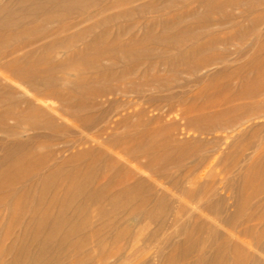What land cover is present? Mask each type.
Segmentation results:
<instances>
[{"label": "bare ground", "instance_id": "obj_1", "mask_svg": "<svg viewBox=\"0 0 264 264\" xmlns=\"http://www.w3.org/2000/svg\"><path fill=\"white\" fill-rule=\"evenodd\" d=\"M259 33L264 34V0H0V132L6 144L0 163L33 139L37 130H53L52 138L57 139V132L67 130L59 120L69 121L70 128L97 127L99 142L114 139L113 130L132 116L148 119L147 112L153 110L168 114L173 98L205 78L212 77L211 87L226 89L233 96L257 93L250 87L253 84L235 87L229 81L238 75L244 82L257 81L258 77L248 69L239 72L232 68L227 44L235 40L242 46L252 37L249 43L254 45ZM219 44L227 47L219 49ZM236 53L241 56L242 47ZM262 60L264 55L255 53L245 64L252 68ZM213 64L217 67L209 69ZM220 77L223 79H216ZM127 93L134 94L139 102L134 113L117 110L121 104H116V95ZM108 95L114 101L105 106ZM201 116L202 122L215 118ZM196 118L184 117L185 123L198 121ZM7 119L13 123L8 124ZM25 131L32 133L24 136ZM139 144L136 139L133 152L138 151ZM61 177L72 178L67 174ZM65 179L58 182L59 188ZM40 180L44 188L51 184L46 178ZM68 185L64 191L71 195L58 200L59 211L54 216H30L34 244L19 248L9 264H95L98 260L97 264H113L114 259L108 260L113 254L102 261L95 256L105 238L124 235L115 229L116 221H104L94 234H88L85 231L92 225L90 219L72 220L83 212L77 199L95 201L103 194V184L82 191V183L72 178ZM149 186L136 179L129 188L109 194L111 208L99 209L97 216L105 217L113 210L123 214L128 208L127 196H137ZM262 192L254 204H264V189ZM32 203L36 205V201ZM130 209L146 213L142 201H135ZM241 211L238 208L234 212L235 218ZM57 225H63L64 231L54 230ZM256 247L259 253L239 250L243 257L233 264H264V231ZM224 248L221 242L216 243V253L222 254ZM220 254L212 260L203 250L188 255L194 256L197 264H228Z\"/></svg>", "mask_w": 264, "mask_h": 264}, {"label": "rangeland", "instance_id": "obj_2", "mask_svg": "<svg viewBox=\"0 0 264 264\" xmlns=\"http://www.w3.org/2000/svg\"><path fill=\"white\" fill-rule=\"evenodd\" d=\"M233 11L237 13L236 9ZM251 38L242 46L233 40L228 47H218L229 48L228 59L234 70L248 69L258 77L257 81L244 82L241 75L233 76L229 79L231 84H253L250 87L257 93L233 96L226 89L211 87L212 77L205 78L182 96L173 98L168 114L153 110L147 112L150 118L143 117L146 120L132 116L113 130L114 139L99 142L100 137L95 136L97 127L70 128L69 121L59 120L67 130L57 132V139L52 138L53 130H37L33 139L2 160L0 264H9L19 248L34 244V236L29 232L30 216H54L59 211L58 200L69 195L64 190L72 178L82 183V191L104 186L103 194L95 201L77 199L83 212L76 214L73 222L77 217L90 219L92 225L84 231L94 234L104 221H116L115 229L124 232L118 239L105 238L97 251L94 249L95 258L100 256V261L113 254L108 258L114 259L113 264H197L189 253L203 250L212 260L220 254L216 253V243L220 242L225 247L220 255L228 264L243 257L239 250L259 253L256 243L264 231V204L253 202L263 196L264 189V60L252 68L245 61L255 53L264 55V34L258 36L254 45L249 43ZM241 47L243 54L238 56L236 50ZM158 73L164 75L163 71ZM116 96L117 103H111L113 108L115 103L121 104L124 110L119 105L118 112L134 113L139 103L134 94ZM112 97L108 95L109 100L103 104L109 105ZM127 99H131L130 103ZM40 103L35 104L43 106ZM238 103H242L241 107ZM201 115L215 118L202 122ZM190 116H197L198 121L187 125L184 117ZM7 123L12 124L13 120L7 119ZM31 133L25 131L23 135ZM2 138L0 132V156L6 145ZM136 139L140 140L139 149L133 152ZM58 148L63 150L57 151ZM63 174L72 178L65 179ZM45 178L51 182L48 188L40 184V179ZM63 179L65 185L59 188L58 182ZM136 179L149 184V189L137 196L129 194L128 208L123 214L113 210L105 217L97 216L99 209L111 208L109 194L129 188ZM135 201H142L146 213L129 212ZM238 208L242 214L235 218ZM54 230L64 231L63 225Z\"/></svg>", "mask_w": 264, "mask_h": 264}]
</instances>
